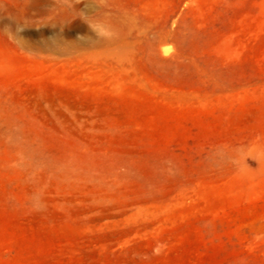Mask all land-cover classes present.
<instances>
[{
	"label": "rangeland",
	"instance_id": "374dc122",
	"mask_svg": "<svg viewBox=\"0 0 264 264\" xmlns=\"http://www.w3.org/2000/svg\"><path fill=\"white\" fill-rule=\"evenodd\" d=\"M0 264H264V0H0Z\"/></svg>",
	"mask_w": 264,
	"mask_h": 264
}]
</instances>
